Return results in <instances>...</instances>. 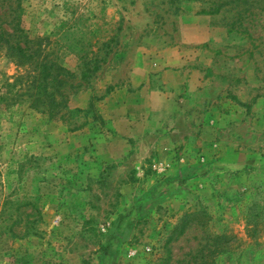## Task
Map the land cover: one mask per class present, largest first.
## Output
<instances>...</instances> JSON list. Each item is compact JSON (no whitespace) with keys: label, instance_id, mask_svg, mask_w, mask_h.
Returning <instances> with one entry per match:
<instances>
[{"label":"rangeland","instance_id":"obj_1","mask_svg":"<svg viewBox=\"0 0 264 264\" xmlns=\"http://www.w3.org/2000/svg\"><path fill=\"white\" fill-rule=\"evenodd\" d=\"M1 29L76 78L52 120L0 49V264H264V0H0Z\"/></svg>","mask_w":264,"mask_h":264},{"label":"trees","instance_id":"obj_2","mask_svg":"<svg viewBox=\"0 0 264 264\" xmlns=\"http://www.w3.org/2000/svg\"><path fill=\"white\" fill-rule=\"evenodd\" d=\"M218 8L209 10V13L218 12ZM14 31V30H13ZM8 32L4 29L0 30V49L5 50L6 55L14 60L20 67H24L28 71L25 76L28 81V94L32 99L33 108L46 115L48 118L63 119L67 110L68 97L65 90L68 85V80L75 79L76 74L72 73L56 63L53 59L48 57V54L41 49V40L38 39L37 45L39 47L31 49L26 36L14 32ZM85 66L80 73L81 81H89L98 70L99 65H94L90 68L91 60H86ZM18 80H21L18 79ZM35 91V93H32ZM112 91V88L107 89V93ZM186 225L180 227V233L184 230ZM176 231L167 239L166 253L170 254L167 248L170 243L176 238Z\"/></svg>","mask_w":264,"mask_h":264}]
</instances>
